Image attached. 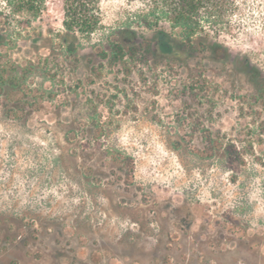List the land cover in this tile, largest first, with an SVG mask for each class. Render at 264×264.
Wrapping results in <instances>:
<instances>
[{
  "label": "rangeland",
  "instance_id": "obj_1",
  "mask_svg": "<svg viewBox=\"0 0 264 264\" xmlns=\"http://www.w3.org/2000/svg\"><path fill=\"white\" fill-rule=\"evenodd\" d=\"M143 8L102 0L71 56L49 0L43 35L0 49L21 75L0 92V264H264V0L204 22L208 50L111 62Z\"/></svg>",
  "mask_w": 264,
  "mask_h": 264
},
{
  "label": "trees",
  "instance_id": "obj_2",
  "mask_svg": "<svg viewBox=\"0 0 264 264\" xmlns=\"http://www.w3.org/2000/svg\"><path fill=\"white\" fill-rule=\"evenodd\" d=\"M49 0H0V49L20 48L19 41L40 33L34 22L47 10ZM235 0H145V8L137 11L120 27L107 55L111 62L125 63L128 59L148 54H159L171 60H180L197 50H208L209 28L217 29L233 9ZM102 0H62V46L71 56L78 54V39L89 38L103 28ZM147 31L151 40L137 42ZM134 42L136 43H132ZM208 40V41H207ZM127 42H130L131 45ZM106 55V54H105ZM28 66H33L29 61ZM18 66L5 69L0 64V92L5 86L16 88L20 82ZM7 68V67H6ZM26 69L25 67L23 68ZM7 73V74H6ZM256 98L264 103V76L256 83ZM15 109L17 107H14Z\"/></svg>",
  "mask_w": 264,
  "mask_h": 264
}]
</instances>
